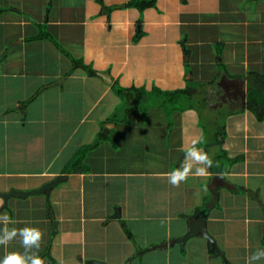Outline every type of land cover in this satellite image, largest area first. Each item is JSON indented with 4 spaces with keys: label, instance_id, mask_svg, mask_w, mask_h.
Wrapping results in <instances>:
<instances>
[{
    "label": "crops",
    "instance_id": "crops-1",
    "mask_svg": "<svg viewBox=\"0 0 264 264\" xmlns=\"http://www.w3.org/2000/svg\"><path fill=\"white\" fill-rule=\"evenodd\" d=\"M131 1L0 0V194L66 176L49 197L0 195V215L41 230L45 264H246L264 249V121L247 108L250 73L264 74V0ZM42 26L96 75L36 39ZM116 82L138 89L120 121L108 119L124 104ZM191 86L180 102L155 92ZM207 111L224 124L215 115L207 131ZM193 141L215 165L174 187L165 174ZM224 149L242 157L229 172L213 169ZM197 219L223 253L203 235L182 242ZM24 251L17 235L0 260Z\"/></svg>",
    "mask_w": 264,
    "mask_h": 264
},
{
    "label": "trees",
    "instance_id": "trees-1",
    "mask_svg": "<svg viewBox=\"0 0 264 264\" xmlns=\"http://www.w3.org/2000/svg\"><path fill=\"white\" fill-rule=\"evenodd\" d=\"M157 2H158V0H132L128 7L137 8L141 12H145L148 9L155 8L157 6ZM100 3L103 4L101 1H100ZM112 10H113L112 8L108 9V11H112ZM40 28H41V33L37 38L36 37L35 38L36 39H47V40L52 41L71 60L72 70L80 67V68L86 69L90 75H96L97 71L94 70L92 66L85 63V61L83 59L76 58L75 56H73L68 50H66L62 46V44H60L57 41V39L52 34H50L45 29V26H42ZM221 68H222V70H224L225 66L222 65ZM112 87H113V90H115L116 94H118L119 96H121L123 98L124 104H123V106L118 107V109L114 112V114L108 119L113 120V121H120V120L126 119L124 117V115H122V110H124L125 108H127L131 104L134 105L136 100L138 99V97H137L138 89H136V88H133V89L132 88L131 89L125 88L118 82L114 83L112 85ZM195 91H197L196 88H194L192 86L189 87L187 90L176 91L174 93L173 92H162L160 90H155L156 94H158L159 96L160 95H166V96H169V97L175 99L178 102H180L182 100V98H184V99L188 98L189 95H191ZM142 92H144V91H141V93ZM27 104H28V101L23 103V105H27ZM247 108L249 110L253 111L256 114V116L259 118V120L264 121V74H262V73H258V72L250 73ZM129 110L130 109H128V111ZM126 112H127V110H126ZM108 132H109L108 129H104L103 131H101L98 134L96 141L98 142L100 140H103L105 137H107ZM219 134H220V137H219L218 142L221 146V145H224V142L226 140V136H227L226 127ZM222 151H223V154L225 155L224 160L223 161L221 160V163L217 167L215 166L213 169L220 171V172H229V170L231 169L230 166L233 164H236L237 162H241L242 157L231 158L225 149ZM81 154L82 155L85 154V150L82 151ZM82 158H83V156H81L80 154L77 157L73 158L67 165V168H66L67 171L68 172L75 171L76 167L81 165V162L83 161ZM212 165L213 166L215 165L214 162Z\"/></svg>",
    "mask_w": 264,
    "mask_h": 264
},
{
    "label": "clouds",
    "instance_id": "clouds-1",
    "mask_svg": "<svg viewBox=\"0 0 264 264\" xmlns=\"http://www.w3.org/2000/svg\"><path fill=\"white\" fill-rule=\"evenodd\" d=\"M199 141H193L191 146L185 150V158L180 166L169 173H166L169 183L174 187H179L182 182L187 181L190 175L203 177L208 175V168L212 167L213 161L209 155L196 145ZM193 169H195L193 171ZM4 201L0 199V207H3ZM0 222L5 227L0 230V245H7L17 235L22 238L24 253H8L0 264H45V261L32 249L37 251L40 248L43 233L38 228L25 227L22 229H9L7 225L10 218L6 215H0ZM264 260V249H258L246 258V264H257L258 261Z\"/></svg>",
    "mask_w": 264,
    "mask_h": 264
},
{
    "label": "water",
    "instance_id": "water-1",
    "mask_svg": "<svg viewBox=\"0 0 264 264\" xmlns=\"http://www.w3.org/2000/svg\"><path fill=\"white\" fill-rule=\"evenodd\" d=\"M98 75L101 76L104 79V81H106L108 83L112 82V78H111V75L109 73H105V72L100 71V72H98ZM242 84H244V83H242ZM65 178H66V176H58L55 180L44 184L42 187H40L38 189L29 190V191H13L12 193H3L0 195L6 202L11 197H27L29 195H33V194H37V193H42V194L47 195V197H49L50 191L52 190V188ZM198 235H203L204 237L208 238L213 243V245L218 249V251L220 253H223L218 241L210 233L209 228H208V223L206 221H203V220L197 219V220H193L191 222L190 230L185 235L182 242L184 243L189 238L194 237V236H198ZM94 261L101 263V261H98V260H94Z\"/></svg>",
    "mask_w": 264,
    "mask_h": 264
},
{
    "label": "rangeland",
    "instance_id": "rangeland-1",
    "mask_svg": "<svg viewBox=\"0 0 264 264\" xmlns=\"http://www.w3.org/2000/svg\"><path fill=\"white\" fill-rule=\"evenodd\" d=\"M38 92H40L39 90H38ZM221 112H219V113H212V112H209L208 113V111L207 112H204V117H203V120H204V122H205V124L207 125L206 126V128H208V130L207 131H209V129L213 126L212 125V120H213V117L216 115V117L218 116V118H219V121H220V123H222V124H224V119L222 118V117H220V114ZM222 113H224V116H225V110L223 111L222 110ZM223 116V117H224ZM208 124H209V126H208ZM210 136V133H208V137ZM32 137H33V135H27V137L26 138H24V139H27V138H31L32 139ZM208 137H207V139L206 140H208ZM33 140V139H32ZM20 152V151H19ZM16 154H17V152H16ZM10 167H11V171H12V169L14 168L13 166H11L10 165ZM32 180H33V178H31Z\"/></svg>",
    "mask_w": 264,
    "mask_h": 264
}]
</instances>
